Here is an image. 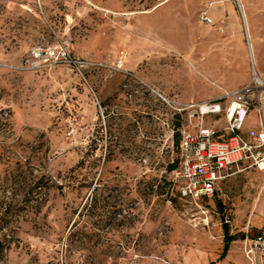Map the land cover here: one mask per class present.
<instances>
[{
  "label": "rangeland",
  "instance_id": "obj_1",
  "mask_svg": "<svg viewBox=\"0 0 264 264\" xmlns=\"http://www.w3.org/2000/svg\"><path fill=\"white\" fill-rule=\"evenodd\" d=\"M238 1L0 0V264H250L264 171L195 202L168 168L198 124L177 103L264 80V0ZM66 42L85 66L32 54Z\"/></svg>",
  "mask_w": 264,
  "mask_h": 264
},
{
  "label": "built area",
  "instance_id": "obj_2",
  "mask_svg": "<svg viewBox=\"0 0 264 264\" xmlns=\"http://www.w3.org/2000/svg\"><path fill=\"white\" fill-rule=\"evenodd\" d=\"M211 6L209 3L208 8ZM200 18L205 24H212L207 11L202 12ZM32 54L44 67L87 64L71 54L67 42L57 48H37ZM176 105L179 112L190 110V118L198 119L195 130L180 129V162L173 176L181 198L195 202L211 199L217 194L220 183L236 171L250 168L264 171V80L255 70L246 85L226 92L219 99ZM252 112L259 118L260 126L245 131ZM208 116L223 117L226 126L215 129L207 126L205 118ZM244 252L250 264H264V227L252 237H246Z\"/></svg>",
  "mask_w": 264,
  "mask_h": 264
},
{
  "label": "crops",
  "instance_id": "obj_3",
  "mask_svg": "<svg viewBox=\"0 0 264 264\" xmlns=\"http://www.w3.org/2000/svg\"><path fill=\"white\" fill-rule=\"evenodd\" d=\"M170 1H172V0H168V1H166V2H164V3H158V5L156 6V8H155V10L156 9H158L159 7H161V6H163L164 4H167L168 2H170ZM238 1V0H237ZM238 4H239V7H240V10H241V14H242V18H243V21L244 22H246V13H244V10H243V5L242 6H240L241 4L239 3V1H238ZM212 6H214L213 4H212ZM211 6V7H212ZM210 10V9H209ZM207 13H208V11H207ZM140 23L142 24V22H143V25L146 23V18L145 17H140ZM247 23V22H246ZM255 28H256V25L254 26ZM246 85V84H245ZM244 244H245V240H244Z\"/></svg>",
  "mask_w": 264,
  "mask_h": 264
},
{
  "label": "trees",
  "instance_id": "obj_4",
  "mask_svg": "<svg viewBox=\"0 0 264 264\" xmlns=\"http://www.w3.org/2000/svg\"><path fill=\"white\" fill-rule=\"evenodd\" d=\"M179 162H180V158L178 159V161H176L175 163H173L172 165H169L168 168L170 171H174L178 166H179ZM178 165V166H177ZM171 184V183H170ZM218 193V191H217ZM229 232V231H227ZM228 234V233H227ZM226 239L229 241V240H234L236 239L235 237H230V236H226Z\"/></svg>",
  "mask_w": 264,
  "mask_h": 264
},
{
  "label": "bare ground",
  "instance_id": "obj_5",
  "mask_svg": "<svg viewBox=\"0 0 264 264\" xmlns=\"http://www.w3.org/2000/svg\"><path fill=\"white\" fill-rule=\"evenodd\" d=\"M246 22H247V18H246ZM248 24V23H247Z\"/></svg>",
  "mask_w": 264,
  "mask_h": 264
}]
</instances>
